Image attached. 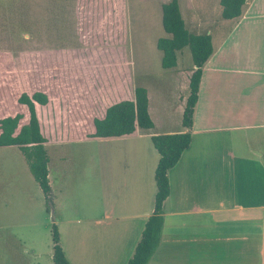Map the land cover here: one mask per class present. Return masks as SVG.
<instances>
[{"label": "crops", "instance_id": "0c3cea01", "mask_svg": "<svg viewBox=\"0 0 264 264\" xmlns=\"http://www.w3.org/2000/svg\"><path fill=\"white\" fill-rule=\"evenodd\" d=\"M149 1L160 11L161 5L170 0H138L137 4L147 12ZM176 1L188 28L182 0ZM256 1L260 0H253V4L245 1L228 34L203 32L210 37L212 52L201 69L189 129L180 122L193 66L173 71L177 79H184L187 92L178 98L180 119L174 124L167 118L160 119L157 126L147 104L153 128L146 131L136 129L115 138L92 137V119H102L108 106L99 115H91L85 125L76 123L66 128L70 138L62 146L93 142L98 158L95 206L61 210L55 221L69 264H126L153 209V172L158 154L150 138L179 134L174 132L177 126L181 133L190 134V142L167 171L169 192L161 205V233L147 264H264V6ZM66 2L73 9L70 14L77 17L78 35L86 32L88 38L130 37L133 19L137 18L131 13V0ZM207 3L185 0L183 9L197 23L194 18L200 13L198 8H206ZM250 23L249 59L238 40L245 36L240 30ZM188 32L203 35L189 28ZM43 94L48 104L49 98ZM3 96L1 88L0 104ZM123 100L131 101L132 95L119 101ZM14 105L21 107L16 98ZM22 244L31 253V264H41L36 248L29 241ZM48 252L51 260L52 249Z\"/></svg>", "mask_w": 264, "mask_h": 264}, {"label": "rangeland", "instance_id": "374dc122", "mask_svg": "<svg viewBox=\"0 0 264 264\" xmlns=\"http://www.w3.org/2000/svg\"><path fill=\"white\" fill-rule=\"evenodd\" d=\"M66 1L0 0V89L5 95L0 117L17 112L25 115L23 107L14 105L21 93L47 94L49 103L34 107L46 140L51 199L49 205L21 153L15 147H1L0 264H31L33 258L22 246L23 241H29L41 254L36 256L41 264H52L48 258L50 228L60 211L95 206L96 145L87 142L62 146L70 138L66 128L76 123L85 125L91 115H99L112 103L130 94L133 98L135 87L146 90L157 126L160 119L167 118L174 124L180 119L178 98L187 93L184 79L173 75L175 70L191 68L187 48L178 53L174 68L160 67L161 53L155 43L168 35L162 30L156 3L149 1L151 6L145 12L138 0H131V13L137 18L133 19L130 37L109 39L88 38L86 32L78 35L77 17L70 14L73 9ZM256 4L263 7L264 0ZM183 6L185 0L181 11L187 27L201 34L209 30L218 31L216 36L226 35L236 22L220 17L217 0H208L206 8H198L200 13L194 18L198 24L193 23ZM250 25L240 30L245 36L238 40L243 55L249 59ZM25 120L24 116L21 124ZM175 130L182 132L178 126Z\"/></svg>", "mask_w": 264, "mask_h": 264}, {"label": "trees", "instance_id": "16d2710c", "mask_svg": "<svg viewBox=\"0 0 264 264\" xmlns=\"http://www.w3.org/2000/svg\"><path fill=\"white\" fill-rule=\"evenodd\" d=\"M246 0H219L220 17L223 20H235L241 15ZM161 27L167 38H158L156 49L161 53L160 67L171 69L176 66V53L187 48L193 66L188 78V94L181 115V126L191 127V117L201 77V69L212 52L209 35L189 33L182 21L176 0L161 5ZM18 105L24 108L22 113L0 119V147H15L23 156L28 171L37 184L42 195L51 204L50 188L47 182V156L44 149L45 140L39 131L34 104L44 106L47 97L43 93H21L16 98ZM147 92L142 87L133 89L131 101L123 100L108 106L102 119H92L95 138H115L132 134L136 129L146 131L153 128L147 112ZM26 120L21 124L23 117ZM158 154V161L153 172L155 194L152 213L146 219L140 238L126 264H147L156 249L162 227L161 205L168 196L167 171L178 161L181 153L190 142L188 132L180 134L155 135L150 138ZM51 262L69 264L60 246L59 233L53 224L50 228Z\"/></svg>", "mask_w": 264, "mask_h": 264}]
</instances>
